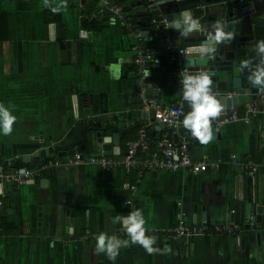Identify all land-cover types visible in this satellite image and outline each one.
<instances>
[{"label": "crops", "instance_id": "0c3cea01", "mask_svg": "<svg viewBox=\"0 0 264 264\" xmlns=\"http://www.w3.org/2000/svg\"><path fill=\"white\" fill-rule=\"evenodd\" d=\"M116 1L134 5L129 11L123 9L128 19L129 14L148 13L146 7L136 5L137 0ZM227 1L201 2V31L192 33L195 41L212 33L218 15L231 10ZM61 3L50 0V6H45L44 0H0V103L16 117L10 135L0 132V164L8 161V170L14 164L41 166V174L22 185L0 180V264H264V210L259 220L256 212L262 203L264 168L252 172L243 165L264 162V116H260L264 106L253 104L258 110L255 123L225 120L215 141L201 144L192 138L191 157L217 162V167L143 169L140 175L123 167L104 170L89 157L100 152L122 155L127 141L122 138V127L153 121L152 109L147 110L145 99L141 100L139 82L144 79L135 73V39L110 14L90 16L100 0H67V7L54 14L51 7ZM253 5L258 17L244 31L245 46L237 50L245 54L241 62L250 61L251 68L260 62L256 45L264 40V0H253ZM166 7L157 1L152 9L165 15ZM154 27L143 35L149 43L159 30ZM154 45L153 67L160 69L153 72L150 68L153 85L161 78L163 85L182 88L181 63L176 74L165 77V49ZM65 48L70 50V61H61ZM116 71L119 78L113 74ZM162 98L159 101L166 104L184 102L182 94ZM249 106H241L236 113L245 114ZM184 107L176 125L152 122L148 126L153 139L138 158L158 154V141L165 135L177 143L190 133L182 124L190 106L184 103ZM97 122L108 127L104 136L119 131L120 153L103 149L106 143L94 135ZM115 122L120 126L115 127ZM52 142L61 150L75 144L83 160L71 163L73 154H68L45 161L39 149L51 150ZM25 154H31V161L22 159ZM135 209L143 212L146 229L171 226L183 211L187 223L235 222L240 230L191 238L148 234L157 238L154 247L161 251L148 254L130 243L119 250L115 261L98 253L95 236L101 232L129 239L113 220Z\"/></svg>", "mask_w": 264, "mask_h": 264}, {"label": "built area", "instance_id": "2783aa9c", "mask_svg": "<svg viewBox=\"0 0 264 264\" xmlns=\"http://www.w3.org/2000/svg\"><path fill=\"white\" fill-rule=\"evenodd\" d=\"M150 2V9L155 6L157 0H147ZM105 13L110 14L113 20H118L128 29V32L133 34L135 39V53L133 61L135 63V73L140 79H144L150 75V62L152 61V54L149 47L145 43L141 28L135 26V24L127 18L124 13L123 6L116 0H100L99 6L90 13L91 17H101ZM156 27H160L163 30L161 34V40L166 43V50L169 54V61L181 63L184 57L183 53L186 48L173 41L171 31L166 28L168 21L162 11H158L156 16L152 18V21ZM182 84V83H181ZM258 94L264 97V88L258 87ZM145 108L147 110L152 109L153 121H148L142 124L135 135L126 141L125 151L120 156H113L100 152L89 157L90 161L101 166L106 171L116 167H123L126 169H135L140 175L143 169H166V170H178L180 168H188L193 171L206 170L209 165L214 167L218 166L217 162L210 163L208 160H195L189 153V144L192 141L193 136L191 133L182 136V138L175 143L170 137L166 135L161 137L158 141V154L146 159L138 158L140 150H145L149 146V132L148 126L153 124L152 122H158L164 126L176 125L180 120L182 114L185 112L184 102L179 99L176 102L166 104L160 102L155 98L145 99ZM257 109L253 106H249L246 113L239 115L236 112L231 113L228 117L215 121L212 124V128L219 130L220 125L227 119H241L245 122H249L253 116L256 115ZM51 147H55V143H51ZM83 160V156L79 152H75L70 158L69 162L79 163ZM6 163V164H5ZM9 162L0 164V180H6L15 185H22L31 178H36L41 174V166L23 165L14 167L10 170L6 168ZM4 165V166H3ZM247 169L254 172L260 167L264 168V162L257 163L248 161L243 164ZM5 167V168H4ZM131 192L136 191V185L130 186ZM240 230V225L235 222H227L223 224L210 225L205 221L199 224H190L185 221V214L183 211L178 213V221L168 227L164 228H148L147 234H162L167 233L169 236L191 238L197 235H208L212 233L233 232ZM86 237L87 233L82 237Z\"/></svg>", "mask_w": 264, "mask_h": 264}, {"label": "water", "instance_id": "95a60500", "mask_svg": "<svg viewBox=\"0 0 264 264\" xmlns=\"http://www.w3.org/2000/svg\"><path fill=\"white\" fill-rule=\"evenodd\" d=\"M160 4H167L165 18L169 22L174 18L179 17V13L182 10H190L186 8L189 4H197L195 8L191 11L194 18L199 19L201 13L203 12V6L201 2L203 0H157ZM205 2H217L223 0H204ZM225 1V0H224ZM227 6L231 9L227 13H220L217 17V21L225 22L228 27L226 31H233L234 38L230 41H226L220 45L216 46V52L214 57L208 58H192V62L189 63L187 57H183L181 60L180 68L183 70L186 68L189 72L195 73L197 71H205L210 75L212 80V91L217 96L220 103L223 105V111L219 117L214 121L222 120L228 117L231 113L238 111L241 106H253V104H260L264 106V99L258 94V87L249 80L251 75V70L249 68H241V60H243L245 54L238 52V48L245 46L246 34L244 31L250 30L252 28V21L254 18L258 17L255 13V7L253 5V0H228L226 2ZM136 5L139 7H146L148 12H150V2L147 0H137ZM134 5L127 3L123 5L125 11L131 10ZM138 22L142 26V34L147 36L149 34V27L145 24L146 20L150 18V15L145 12L138 13ZM261 18V17H259ZM258 18V19H259ZM168 24V23H167ZM168 29H173L172 27H167ZM214 30H212L213 32ZM163 33L162 28L159 27L156 34L161 35ZM199 32L196 33L198 35ZM173 41L179 45L187 47L193 46L195 44L199 45L204 42L207 36H198L195 41V34H190L188 38L180 37L178 31L172 33ZM184 39V41H183ZM160 45L166 50V43L161 42ZM63 46V45H62ZM61 61H70V50L65 48L62 50ZM140 83V90L142 91L141 100L148 98L163 99L162 96L169 93H176L177 95L182 94V88H176L175 85H163L161 78L157 85H153L152 77L150 75L146 76L143 82ZM144 85V86H143ZM142 87V89H141ZM264 88V87H263ZM183 97V94H182ZM186 106L189 104L184 100ZM263 110V109H259ZM264 116V114L260 115ZM259 116V117H260ZM255 119V118H254ZM261 120V119H260ZM92 123V120H88ZM262 124L264 125V118ZM97 131L94 133L98 141H103L106 143L103 149H113L114 153H120V139L119 131L116 129L115 132L108 136H104L103 131H106L108 127H102L101 122H97ZM213 129V128H212ZM220 133L213 129L212 141H215L219 137ZM111 146H109V144ZM76 151L75 144L69 149L61 150L56 147L55 153H51L49 147H43L39 149V154L46 156L48 159H53L55 157H65L66 155H72ZM24 161H31V154H25L22 156ZM37 161V159H36ZM56 170V167L52 168ZM262 203L257 204L256 212L257 218L260 219L262 211L264 210V177L261 192ZM71 224V223H70Z\"/></svg>", "mask_w": 264, "mask_h": 264}, {"label": "clouds", "instance_id": "9594fccd", "mask_svg": "<svg viewBox=\"0 0 264 264\" xmlns=\"http://www.w3.org/2000/svg\"><path fill=\"white\" fill-rule=\"evenodd\" d=\"M164 2V0H163ZM45 6H50V0H44ZM67 7V0H62L59 6L51 7L55 14L61 8ZM167 27H172L178 31L180 37H188L193 32L201 31L199 19L194 18L191 10H182L178 18L168 22ZM228 25L222 21H216L213 25L214 31L209 33L206 40L197 46H190L183 55L188 58L189 63L192 58L214 57L216 46L234 38L233 31H226ZM256 50L260 55V62L255 68H251L250 61H242L241 68H249L251 75L249 80L252 84L264 87V40L257 42ZM115 78H119V71L113 73ZM183 99L189 104L190 111L184 114L182 121L183 127L190 131L191 135L201 144H207L213 137L212 121L219 117L223 111V105L212 91V80L205 71L189 72L184 68L181 72ZM16 121L15 115L9 108L0 103V132L3 135H10L13 131V125ZM113 223H120L129 237V239H120L116 235H109L101 232L95 236V250L105 253L108 258L115 261L119 250L122 247H128L129 244L140 245L148 254H154L161 251L154 247L157 238L154 235H148L145 227L146 220L140 209L129 212L126 216L117 215Z\"/></svg>", "mask_w": 264, "mask_h": 264}, {"label": "trees", "instance_id": "16d2710c", "mask_svg": "<svg viewBox=\"0 0 264 264\" xmlns=\"http://www.w3.org/2000/svg\"><path fill=\"white\" fill-rule=\"evenodd\" d=\"M122 2V1H121ZM157 12H158V10H156L155 8H153L152 10H150V12H148V14L150 15V18L145 22V24L148 26V27H150L151 26V28H155L154 26H155V24L153 23V22H151L152 21V18L154 17V16H156V14H157ZM128 13V12H127ZM129 19L135 24V26H137L138 28H142V26L139 24V22H138V19H139V15H138V13L137 14H134V15H131V14H129ZM94 22V20H89V23H93ZM85 24V23H84ZM94 26V25H93ZM101 25H99V26H96V27H100ZM264 29V28H263ZM155 36H154V39L152 40V42L151 43H149L148 41H145V43H146V45L149 47V50H150V52H151V54H152V51L154 50V48H155V45L154 44H160V40H159V37L161 36V35H157V34H154ZM154 45V46H153ZM186 48V47H185ZM187 49V48H186ZM164 57H165V59H164V63H165V65H164V75H165V77L166 76H168V75H173V74H176L177 73V71H178V68H177V63L176 62H170L169 61V54H168V51L167 50H164ZM149 67L151 68H153V72H154V70H156V72H159V71H157L158 69H160V68H154L153 67V62L151 61L150 62V65H149ZM255 118V119H254ZM115 119H117V118H115ZM256 115L255 116H253L252 118H251V120L249 121V123H255V121H256ZM120 126V124H118V122H115L114 123V126L115 127H118V126ZM142 124H139V125H134L133 126V124L131 125V124H129L127 127L126 126H123L122 127V138H123V140H128V139H130V138H133V137H135V135H136V133H137V130H138V128L141 126ZM128 128H131L130 129V131H128ZM148 132H149V139H153V136L151 135V133H150V130L148 129ZM135 134V135H134ZM56 147H54V148H52L51 149V152H55L56 151V149H55ZM47 160H49L48 158H46V156H45V161H47ZM24 165V164H23ZM23 165H18V164H14L13 166H15V167H18V166H23ZM27 165H29V164H27ZM5 228L7 229L8 228V225H5Z\"/></svg>", "mask_w": 264, "mask_h": 264}]
</instances>
